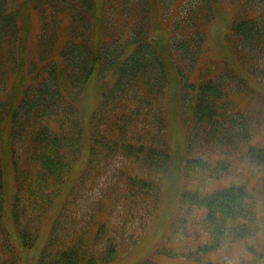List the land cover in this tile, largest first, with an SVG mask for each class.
<instances>
[{"label":"trees","instance_id":"16d2710c","mask_svg":"<svg viewBox=\"0 0 264 264\" xmlns=\"http://www.w3.org/2000/svg\"><path fill=\"white\" fill-rule=\"evenodd\" d=\"M229 2L0 0V80L22 70L26 9L37 18L42 63L28 84L0 98V264H23L22 251L36 247L56 204L33 264H111L140 240L171 164V88L186 111L184 179H241L180 193L179 211L203 210L206 240L193 239L188 259L219 264L207 257L254 236L245 184L254 169L264 176V0ZM227 5L235 7L228 38L236 67L197 81L209 27ZM91 81L98 100L85 118L79 98ZM84 144L86 161L74 179ZM6 162L13 177L8 207ZM164 250L157 255L170 256ZM135 264L157 263L150 256Z\"/></svg>","mask_w":264,"mask_h":264},{"label":"rangeland","instance_id":"374dc122","mask_svg":"<svg viewBox=\"0 0 264 264\" xmlns=\"http://www.w3.org/2000/svg\"><path fill=\"white\" fill-rule=\"evenodd\" d=\"M95 1L97 5L101 2V0ZM229 1V3H232V0ZM234 1L236 2L237 0ZM234 14L235 7L227 5L225 9L217 14L215 21L210 25L208 47L198 61L197 70L193 77L195 80L198 81L209 75L216 74L223 65L236 67V61L228 38V26ZM19 22L22 26L20 33L23 47L22 70L17 71V74L5 72L1 76V101L6 100L9 95L16 91L18 92L20 88L30 82L34 65H42L41 62H37V34L39 27L35 13L29 9L24 10ZM8 90H10L9 93ZM167 92V134L172 157L169 171L162 181L160 207L140 240L133 247L123 252L111 264H135L150 256H153L157 264H200L190 261L187 256L191 247L194 246L193 239H196L198 243H203L206 240L200 227L203 210L193 208L189 211H179L180 193L184 189H198L208 192L222 188L229 182L241 181L237 175L227 179H204L203 182L201 180L186 181L184 179L182 169L186 128L183 121L185 115L183 116L182 113L186 114V111L183 110L181 112L178 110L177 99L173 94L172 88ZM97 100L98 87L95 82L91 81L84 94L79 98V106L82 107L85 118L89 116ZM86 133H89L88 129ZM86 146V144L83 145L79 160L71 174L74 179L79 176L80 170L85 164L87 157ZM258 171V169H254L253 178H250L245 184L253 198L257 232L249 238L225 243L222 248L210 254L207 257L208 260L219 264H264V258H256L257 253H262L264 256V176L257 173ZM4 182L6 206L8 207L13 193V177L7 162L4 166ZM71 184L72 179L68 186ZM57 209L58 204L53 207L47 216L36 247L22 251L23 264H33L35 262L40 243L46 237L47 228ZM177 216V224L174 229L170 230V225ZM161 248L165 249V253H171L169 254L170 256L157 255V251ZM203 264L205 263L203 262Z\"/></svg>","mask_w":264,"mask_h":264}]
</instances>
